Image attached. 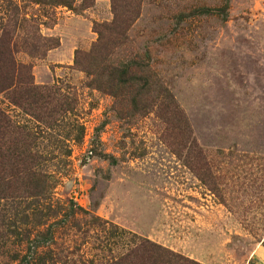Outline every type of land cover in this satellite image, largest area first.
I'll return each instance as SVG.
<instances>
[{"label": "rangeland", "instance_id": "374dc122", "mask_svg": "<svg viewBox=\"0 0 264 264\" xmlns=\"http://www.w3.org/2000/svg\"><path fill=\"white\" fill-rule=\"evenodd\" d=\"M1 38L48 93L49 127L0 109L52 187L0 201V264H86L130 236L264 264V0H0Z\"/></svg>", "mask_w": 264, "mask_h": 264}, {"label": "trees", "instance_id": "16d2710c", "mask_svg": "<svg viewBox=\"0 0 264 264\" xmlns=\"http://www.w3.org/2000/svg\"><path fill=\"white\" fill-rule=\"evenodd\" d=\"M10 44L9 39H0V95H3L11 105L25 111L39 124L49 127L45 119V112H43L45 108L47 110L49 104L46 101L48 93L44 91L46 88L34 84L31 68L15 59ZM101 44L102 36H99V41L91 51L82 54L88 58L86 66H83L84 69L88 70L94 67L96 59L94 53L102 48ZM51 45H55V43ZM40 47L41 45L31 46V51L35 49L36 54ZM80 55L81 53H76V64L79 63L78 56ZM17 134L24 136L23 139L19 140ZM35 135L24 126L13 124L5 112L0 109V201L38 197L44 195L47 189H51L52 185L46 180L47 175L40 168V162L43 159L31 147ZM6 137L8 141L4 140ZM197 159L199 164L201 159ZM105 232L108 236L107 241L123 238L121 231L112 232L108 229ZM129 243L131 246L126 247L125 252L106 259L95 255L92 257L93 259L86 261V264H196L148 239L130 236ZM103 247L107 248L108 246L105 244ZM18 264L44 263L40 255H35L21 260Z\"/></svg>", "mask_w": 264, "mask_h": 264}]
</instances>
